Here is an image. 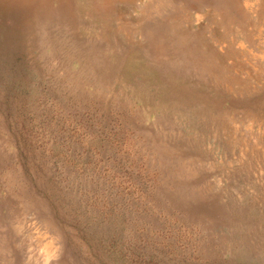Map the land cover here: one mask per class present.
I'll return each instance as SVG.
<instances>
[{
    "label": "rangeland",
    "instance_id": "rangeland-1",
    "mask_svg": "<svg viewBox=\"0 0 264 264\" xmlns=\"http://www.w3.org/2000/svg\"><path fill=\"white\" fill-rule=\"evenodd\" d=\"M147 1L0 0V264H264V0Z\"/></svg>",
    "mask_w": 264,
    "mask_h": 264
},
{
    "label": "bare ground",
    "instance_id": "bare-ground-1",
    "mask_svg": "<svg viewBox=\"0 0 264 264\" xmlns=\"http://www.w3.org/2000/svg\"><path fill=\"white\" fill-rule=\"evenodd\" d=\"M116 1H119V0H89V3L91 4L92 8L96 12L100 13L101 15H104V19L111 23V20L113 18L112 16L114 15L113 12H115L114 6H115ZM121 1L123 2V1H131V0H121ZM179 1H181V2L184 1L186 6L192 7V8L198 9L199 7H203L204 4L205 5L211 4L215 9H219L223 6V3L226 0H148L146 5H144V7L142 8L141 12L144 15H146V17L157 16V17L163 18L165 16V14H167V13H173V12H176L179 10L180 5H177ZM233 4H234V1H233ZM230 10H231V8H230ZM227 11H228V9H227ZM189 12L190 11H188V13ZM213 16H215V15H213ZM213 19H214V17H213ZM162 22H164V21H162ZM186 22H187V20H186ZM162 25H164V24H162ZM167 29H168V27H166V26L162 27L161 29L157 28V26H156V28L153 31L149 32V40L153 43L150 46H152L153 52H155L156 56L163 57V55H168V58H167L168 63L170 62L169 57H171V56L178 57V56L183 55V54L192 57V59L190 58V60H189L190 63L194 62L195 64H198V62H199V64L200 63L205 64V63H212L215 61V57H216L215 52L206 51L199 44H193L191 42V40L187 38V36H184L183 34L181 35L180 32H179V36L170 35L167 32ZM186 29H187V27H186ZM156 32H158V36H157ZM201 32H202V30H201ZM142 46L145 47V45H142ZM204 64H201V65H204ZM200 68H201V66H200Z\"/></svg>",
    "mask_w": 264,
    "mask_h": 264
}]
</instances>
